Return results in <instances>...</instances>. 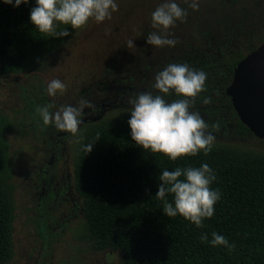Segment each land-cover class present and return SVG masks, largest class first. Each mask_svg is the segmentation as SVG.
Wrapping results in <instances>:
<instances>
[{"label":"trees","instance_id":"16d2710c","mask_svg":"<svg viewBox=\"0 0 264 264\" xmlns=\"http://www.w3.org/2000/svg\"><path fill=\"white\" fill-rule=\"evenodd\" d=\"M34 6L35 0L19 7L0 0L2 74L31 67L61 38L38 32L29 20ZM216 6L226 8L224 16L200 18L192 29L189 26L187 35L169 29L178 38L174 47L138 43L130 56L129 70L121 72L120 66L110 65L95 83L105 89L113 79L128 98V103L118 108L131 110V97L142 92L160 94L152 87L154 77L168 64L187 63L207 73L206 91L199 94L192 109L200 113L215 136L207 154L201 151L171 161L162 153L144 150L131 140L130 117L87 124L77 141L72 170L82 202L85 239L93 250L118 251V264H264V150H254L245 143L254 136L239 121L225 94L235 64L264 41V0H221ZM68 26L59 25L57 31ZM153 31L142 33L147 37ZM121 75L123 79L118 78ZM205 97H211L212 102L203 104ZM178 98L174 94L165 97L168 102ZM46 105L42 96L25 100L30 130L44 128L36 108ZM216 124L218 130L213 127ZM8 127L0 116V264H7L12 256L13 207L5 183L9 165L3 138ZM92 143V151L86 153L85 146ZM204 163L216 176L210 187L220 193L214 215L204 219L203 227L179 215H164V201L155 196L162 171ZM165 199L172 202L170 194ZM213 232L224 236L233 247H213ZM205 233L208 240L202 241Z\"/></svg>","mask_w":264,"mask_h":264},{"label":"rangeland","instance_id":"374dc122","mask_svg":"<svg viewBox=\"0 0 264 264\" xmlns=\"http://www.w3.org/2000/svg\"><path fill=\"white\" fill-rule=\"evenodd\" d=\"M221 0H198L200 13L188 8L184 0H175L180 7L190 9L184 22L177 21L170 28L177 35L190 34L189 26L197 25L200 18L214 19L224 16L226 8L216 6ZM119 10L111 19L97 24L89 20L81 29L68 26L70 35L61 37L54 46L38 59L31 67L11 74L0 73V116L9 127L4 130L3 138L7 142L9 172L5 180L13 207L11 231L12 256L7 264H77L81 254L75 246L66 241L53 243L51 249H40L41 240L33 227L31 209L34 205L32 190L27 183L31 171L42 155L39 135L27 127L28 111L25 100L42 96L44 101L56 111L62 105L72 104L81 99L93 97L98 91L95 83L104 75V68L110 65L120 67L131 65L130 56L135 47L127 48L126 41L134 39L146 44L144 30L151 29V13L164 0H116ZM190 2V0H189ZM193 24V25H192ZM52 79L61 80L67 90L55 97L48 96L46 86ZM88 92L89 94H85ZM84 95V97H83ZM129 109L106 110L104 119L130 117ZM83 133V132H82ZM67 138L69 152L72 153L82 135ZM249 148L264 150L259 139H245ZM119 252H99L85 254V264L97 260L95 264H118Z\"/></svg>","mask_w":264,"mask_h":264},{"label":"clouds","instance_id":"9594fccd","mask_svg":"<svg viewBox=\"0 0 264 264\" xmlns=\"http://www.w3.org/2000/svg\"><path fill=\"white\" fill-rule=\"evenodd\" d=\"M28 2L29 0H3L4 4L13 7ZM184 2L188 4V8L199 10L198 0ZM118 10L116 0H35V6L30 9L29 20L42 34L68 37L70 32L67 28L57 31L59 25L81 29L90 19L97 24L111 19L112 14ZM187 15V9L180 7L175 0H164L151 13L150 27L155 31L146 37V44L157 48L174 47L178 38L169 29L175 27L178 20L183 22ZM126 47H135L134 39L127 40ZM206 79V72L197 71L187 63L168 64L157 72L152 87L160 94L142 92L129 99L132 108L127 124L131 140L144 150L164 154L171 161L195 156L201 151L207 154L213 146L215 136L208 131L209 125L200 113L192 110L196 98L206 91ZM66 90L67 86L59 79H52L46 86L50 97H55L57 93L63 94ZM172 94L179 98L168 102L165 97ZM211 102V97H205L202 101L205 105ZM91 106L90 101L81 99L79 107L62 105L53 112L50 109L54 105L49 104L37 107L36 113L43 125L52 124L57 130L75 136L79 131L83 110ZM213 127L218 130L219 125ZM92 145L93 143L86 145L84 151L90 153ZM215 179V173L207 163L199 167H177L173 171H162L155 196L164 201V215H179L196 227H203L204 219L214 215V205L220 199L219 191L210 187ZM166 194L172 196V202L165 199ZM201 240H208L206 233L201 236ZM210 244L213 247H233L224 236L215 232L212 233Z\"/></svg>","mask_w":264,"mask_h":264},{"label":"flooded vegetation","instance_id":"af4514ba","mask_svg":"<svg viewBox=\"0 0 264 264\" xmlns=\"http://www.w3.org/2000/svg\"><path fill=\"white\" fill-rule=\"evenodd\" d=\"M127 70L128 66L119 68L121 72ZM128 74L125 72L124 76L128 77ZM118 78L124 77L121 75ZM96 88L98 92L92 98L85 99L90 101L92 106L83 110L79 131L75 136L57 130L52 124L44 125L41 131L37 128L31 132H34L33 135H39L42 148V155L36 163V168L30 170L31 176L27 181L34 196L31 217L35 234L41 240L40 249H51L53 243L60 241L71 242L75 251L81 254V259L76 260L77 264H85V261H80L87 253L115 251L93 250L85 239L81 197L74 187L73 180V152H69V144L66 142L67 138L74 139L79 136L87 124L104 119L102 114L106 110H120L118 106L128 103V98L125 97L127 94L117 88L113 79L105 89L98 85ZM68 105L79 107V101ZM43 262L41 260L40 264H44ZM95 263L97 260L90 264Z\"/></svg>","mask_w":264,"mask_h":264},{"label":"water","instance_id":"95a60500","mask_svg":"<svg viewBox=\"0 0 264 264\" xmlns=\"http://www.w3.org/2000/svg\"><path fill=\"white\" fill-rule=\"evenodd\" d=\"M225 94L239 121L264 142V41L235 64Z\"/></svg>","mask_w":264,"mask_h":264}]
</instances>
